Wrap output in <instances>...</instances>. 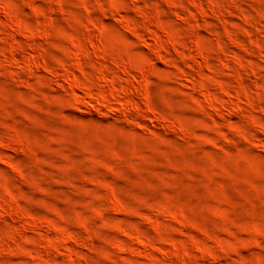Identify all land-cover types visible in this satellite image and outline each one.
<instances>
[{"label": "rangeland", "instance_id": "rangeland-1", "mask_svg": "<svg viewBox=\"0 0 264 264\" xmlns=\"http://www.w3.org/2000/svg\"><path fill=\"white\" fill-rule=\"evenodd\" d=\"M0 264H264V0H0Z\"/></svg>", "mask_w": 264, "mask_h": 264}, {"label": "bare ground", "instance_id": "bare-ground-1", "mask_svg": "<svg viewBox=\"0 0 264 264\" xmlns=\"http://www.w3.org/2000/svg\"><path fill=\"white\" fill-rule=\"evenodd\" d=\"M102 54H104V53H102ZM115 61V60H114ZM116 62V61H115ZM117 63V62H116ZM119 63V62H118ZM117 63V64H118ZM118 66V65H117ZM120 68V67H119ZM127 70V69H126ZM114 79V78H113ZM109 80V79H108ZM115 81V80H114ZM109 82V81H108ZM112 85H113V83H111ZM90 87H92V86H90ZM115 91V90H114ZM132 92V91H131ZM128 93V92H127ZM130 94V93H129ZM129 94H127L128 96L127 97H125V98H122L121 97V95H119V94H117L116 92H113L112 91V98L115 100V101H117L118 103H123V104H127L128 105V103H131L132 102V98L130 97V96H132V95H130L129 96ZM124 96H126V95H124ZM101 97V96H100ZM108 99L105 97V96H102V103H106V102H108L107 101ZM7 209V208H6ZM5 209V210H6ZM61 242V241H60ZM63 242V241H62Z\"/></svg>", "mask_w": 264, "mask_h": 264}]
</instances>
